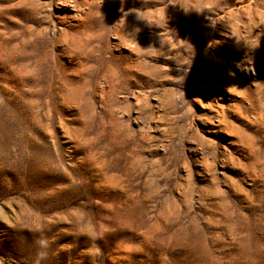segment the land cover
Segmentation results:
<instances>
[{
	"label": "rangeland",
	"instance_id": "1",
	"mask_svg": "<svg viewBox=\"0 0 264 264\" xmlns=\"http://www.w3.org/2000/svg\"><path fill=\"white\" fill-rule=\"evenodd\" d=\"M0 264H264V0H0Z\"/></svg>",
	"mask_w": 264,
	"mask_h": 264
}]
</instances>
